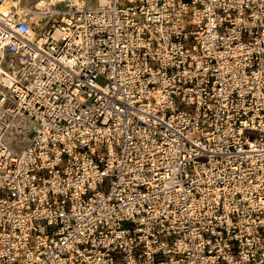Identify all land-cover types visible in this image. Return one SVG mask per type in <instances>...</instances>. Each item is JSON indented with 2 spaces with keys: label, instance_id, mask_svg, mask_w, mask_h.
<instances>
[{
  "label": "built area",
  "instance_id": "1",
  "mask_svg": "<svg viewBox=\"0 0 264 264\" xmlns=\"http://www.w3.org/2000/svg\"><path fill=\"white\" fill-rule=\"evenodd\" d=\"M51 6L0 0V264H264V0Z\"/></svg>",
  "mask_w": 264,
  "mask_h": 264
},
{
  "label": "rangeland",
  "instance_id": "2",
  "mask_svg": "<svg viewBox=\"0 0 264 264\" xmlns=\"http://www.w3.org/2000/svg\"><path fill=\"white\" fill-rule=\"evenodd\" d=\"M38 1L39 0H23L20 5V7H28L31 11L41 12L37 21L31 16L34 30H38L40 27L43 29L46 28L47 21L51 22L48 16L49 13H52L54 16L57 15L50 2L47 3L48 7L42 6L41 8H37L36 4ZM0 66L5 70H8L2 61H0ZM98 82L102 83V80L99 79ZM6 122L9 123V126L3 134V142L11 154H18L31 137L34 125L33 121L26 115H17L15 117H10Z\"/></svg>",
  "mask_w": 264,
  "mask_h": 264
},
{
  "label": "bare ground",
  "instance_id": "3",
  "mask_svg": "<svg viewBox=\"0 0 264 264\" xmlns=\"http://www.w3.org/2000/svg\"><path fill=\"white\" fill-rule=\"evenodd\" d=\"M49 2L51 3V4H53L54 2H55V0H49ZM47 1H45V0H39L38 2H37V4H36V7L37 8H41L42 6H44V7H48V5H47ZM24 10H27L28 12H29V14H30V17L31 16H33L34 17V19H36V21L39 19V16L41 15V12L40 11H31L30 9H28V7H22ZM2 72H5L7 75H9L8 74V72L6 71V70H4L1 66H0V73H2ZM3 82H7L8 81V79H9V77L8 76H4V75H1V78H0ZM22 116V115H24V114H22L21 112H17V113H12V115L10 114V115H7L6 117H5V119L3 120V124H4V126H5V128H4V131H3V134H4V132H5V130L7 129V127L9 126V123H7L6 122V120H8L10 117H15V116Z\"/></svg>",
  "mask_w": 264,
  "mask_h": 264
},
{
  "label": "flooded vegetation",
  "instance_id": "4",
  "mask_svg": "<svg viewBox=\"0 0 264 264\" xmlns=\"http://www.w3.org/2000/svg\"><path fill=\"white\" fill-rule=\"evenodd\" d=\"M48 16H49V20H51V22H50V21H49V22L47 21V24H46V28H45V29H47L48 27H50V25H51V23H52L53 21L59 19V16H58V15H55V16H54L52 13H49Z\"/></svg>",
  "mask_w": 264,
  "mask_h": 264
},
{
  "label": "crops",
  "instance_id": "5",
  "mask_svg": "<svg viewBox=\"0 0 264 264\" xmlns=\"http://www.w3.org/2000/svg\"><path fill=\"white\" fill-rule=\"evenodd\" d=\"M5 1H9L16 6H20L21 3L23 2V0H5ZM45 1H47L49 3V0H45Z\"/></svg>",
  "mask_w": 264,
  "mask_h": 264
}]
</instances>
